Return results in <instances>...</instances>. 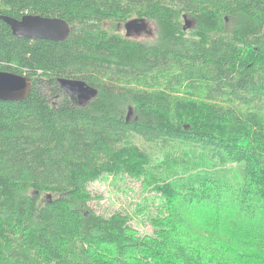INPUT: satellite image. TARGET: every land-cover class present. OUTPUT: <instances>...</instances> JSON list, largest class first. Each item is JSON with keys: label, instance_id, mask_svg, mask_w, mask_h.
<instances>
[{"label": "trees", "instance_id": "16d2710c", "mask_svg": "<svg viewBox=\"0 0 264 264\" xmlns=\"http://www.w3.org/2000/svg\"><path fill=\"white\" fill-rule=\"evenodd\" d=\"M0 15L70 28L55 43L0 21V72L32 83L0 101V264H264V0H0ZM131 21L153 40L118 31ZM103 178L138 184L132 212L94 208Z\"/></svg>", "mask_w": 264, "mask_h": 264}, {"label": "water", "instance_id": "95a60500", "mask_svg": "<svg viewBox=\"0 0 264 264\" xmlns=\"http://www.w3.org/2000/svg\"><path fill=\"white\" fill-rule=\"evenodd\" d=\"M0 21L9 27L13 36L20 39L28 40H45L51 42H63L67 39L70 28L68 24L58 18L40 17L37 15H24L20 19H15L9 16L0 15ZM140 23L143 28L146 24L143 21H131ZM128 22L125 24V29H129ZM61 86L65 89L77 93L82 83H76L66 80H59ZM75 84V85H74ZM32 88L31 79L24 75H16L8 72H0V101L2 102H21L25 100ZM85 90L90 95H84L83 98H88L92 95V91L87 87Z\"/></svg>", "mask_w": 264, "mask_h": 264}, {"label": "rangeland", "instance_id": "374dc122", "mask_svg": "<svg viewBox=\"0 0 264 264\" xmlns=\"http://www.w3.org/2000/svg\"><path fill=\"white\" fill-rule=\"evenodd\" d=\"M117 29L124 35L123 26H117ZM130 36L136 40L150 42L155 37V28L153 25L147 24L142 28L140 35ZM89 190L92 194L100 197L99 201L94 202V208L104 214H110L118 208L132 212L130 205L140 200L138 184L130 179L113 181L111 178H103L90 184ZM139 229L145 232L150 230L148 226L144 225H141Z\"/></svg>", "mask_w": 264, "mask_h": 264}, {"label": "flooded vegetation", "instance_id": "af4514ba", "mask_svg": "<svg viewBox=\"0 0 264 264\" xmlns=\"http://www.w3.org/2000/svg\"><path fill=\"white\" fill-rule=\"evenodd\" d=\"M123 30H124V36L127 37V38H130V39H133L131 38L130 35L132 36H135L134 34H137L136 36L140 35V32L142 30V27L140 26V23H136V22H131L129 24V29L126 30L125 29V24L123 25ZM135 36V37H136ZM136 40V39H134ZM137 41H140V40H137ZM71 82H76V83H79L78 81H73V80H70ZM58 84H59V87L60 89L65 92L66 94L68 95H73L75 99H77L79 102H84L86 98H83L84 95H90V93H88L86 90H85V87L83 88L81 85H75V86H80L81 89H79L78 92L80 93H75L74 91L70 90V88L67 87V89L63 88L61 86V84L59 83V80H58ZM88 89V88H87ZM53 100L50 99V102H52ZM56 103V101L53 102V104Z\"/></svg>", "mask_w": 264, "mask_h": 264}, {"label": "bare ground", "instance_id": "6f19581e", "mask_svg": "<svg viewBox=\"0 0 264 264\" xmlns=\"http://www.w3.org/2000/svg\"><path fill=\"white\" fill-rule=\"evenodd\" d=\"M231 226V225H230ZM238 264V263H237Z\"/></svg>", "mask_w": 264, "mask_h": 264}]
</instances>
